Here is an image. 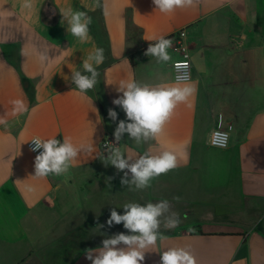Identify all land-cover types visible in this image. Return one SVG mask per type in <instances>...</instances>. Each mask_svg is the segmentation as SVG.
<instances>
[{"label": "crops", "instance_id": "crops-1", "mask_svg": "<svg viewBox=\"0 0 264 264\" xmlns=\"http://www.w3.org/2000/svg\"><path fill=\"white\" fill-rule=\"evenodd\" d=\"M23 2L0 0V264H48L45 252L86 226L127 234L122 224L103 223L111 210L161 200L181 223L161 224L142 264H161L172 247L190 251L197 264H264V0H195L170 14L152 0H34L30 11ZM69 9L92 19L84 43L67 30L62 12ZM160 36L173 40L167 64L145 55ZM179 39L190 47L195 94L155 141L137 145L125 134L117 145L132 156L173 150L178 167L145 190L130 189L101 155L103 139H114L126 119L112 101L122 95L121 81L173 83ZM96 48L105 59L84 99L71 77ZM16 99L26 113L13 115ZM215 128L230 133L228 147L210 144ZM33 137H68L93 150L82 151L64 175L34 178ZM101 246L67 264H91L86 250Z\"/></svg>", "mask_w": 264, "mask_h": 264}, {"label": "clouds", "instance_id": "clouds-1", "mask_svg": "<svg viewBox=\"0 0 264 264\" xmlns=\"http://www.w3.org/2000/svg\"><path fill=\"white\" fill-rule=\"evenodd\" d=\"M155 8L161 13L170 14L176 9L192 7L195 0H152ZM22 7L27 10L34 8V0H24ZM67 22V30L81 43L89 39L92 19L84 11L62 12ZM173 40L160 36L154 44H150L145 55L154 57L158 63L171 61L168 49ZM47 57L41 55V60ZM104 50L96 48L87 59L83 61V71L72 73L71 80L82 98L90 99L87 93L94 90L98 84L100 73L97 66L104 62ZM177 69L173 83H160L157 85L141 84L134 79L121 81L117 91L122 95L113 99L112 103L122 109L126 119L119 120L114 130L115 143H107V155L104 157L105 165H112L118 172H123L121 184L134 190H145L151 187V181L178 167V155L173 150H163L153 153L151 150L142 155H126L117 146L123 136L127 134L137 145L155 141L164 131L167 122L172 118L178 105L186 104L196 92L195 85L190 81L186 69L187 60L174 63ZM13 115H22L28 111L24 100L12 101ZM190 106V105H189ZM112 121H117L118 114L114 109L108 110ZM5 121L0 120V124ZM221 141H213L221 147H226L228 133H215ZM31 151L38 152L34 158V178H46L50 175L61 176L66 174L73 166L82 151L91 152L92 145H75L70 138L63 141L55 137L41 139L34 137ZM130 174V179H129ZM26 191L32 193L35 189L27 186ZM174 199L179 200V197ZM123 214L113 208L107 220L109 227L123 225L125 232L114 234L102 241V246L87 249L86 259L91 264H142L148 249L157 245L160 236V227L163 223L166 229L177 227L181 221L179 214L171 211L168 200L140 204L128 202L123 206ZM100 227H103L101 225ZM161 264H197L196 258L190 251L182 247H172L161 253Z\"/></svg>", "mask_w": 264, "mask_h": 264}, {"label": "rangeland", "instance_id": "rangeland-1", "mask_svg": "<svg viewBox=\"0 0 264 264\" xmlns=\"http://www.w3.org/2000/svg\"><path fill=\"white\" fill-rule=\"evenodd\" d=\"M104 223V222H103ZM114 235L108 228L86 226L78 234L69 235L55 248L45 252L48 264H67L83 249L101 243L105 238Z\"/></svg>", "mask_w": 264, "mask_h": 264}, {"label": "built area", "instance_id": "built-area-1", "mask_svg": "<svg viewBox=\"0 0 264 264\" xmlns=\"http://www.w3.org/2000/svg\"><path fill=\"white\" fill-rule=\"evenodd\" d=\"M177 50H178V52L180 54V58L178 60H176L175 62L187 60L188 67H187L186 71L189 74L190 80H191L192 79V71H193V63H192V59H191L190 47H189L187 42H185L182 39H179L177 41ZM174 63H173V73H174V78H175L176 73H177V69L174 67ZM215 133H228L227 141H226V145H227L226 147H228L229 144H230V133L227 130H224V129H221V128H215V129H213L211 131L210 144L212 146H214V147L226 148V147L219 146V144H214L213 143L214 140L217 141V142L221 141V137L216 136ZM33 138H31L30 141L28 142V149L33 154V156L35 157L38 154V152L31 151V148L33 147V144H32L31 140ZM107 143H115V140L112 137H108V136L103 139V141L101 142V145H100V150H101V155L102 156H106L107 155V150L105 148V145Z\"/></svg>", "mask_w": 264, "mask_h": 264}, {"label": "trees", "instance_id": "trees-1", "mask_svg": "<svg viewBox=\"0 0 264 264\" xmlns=\"http://www.w3.org/2000/svg\"><path fill=\"white\" fill-rule=\"evenodd\" d=\"M128 28L131 29V28H133V26H131V24L129 23ZM147 48H148V47H147ZM147 48L145 49V52H146ZM130 58H131V62H132V64L135 65V62H134L133 57L131 56Z\"/></svg>", "mask_w": 264, "mask_h": 264}, {"label": "water", "instance_id": "water-1", "mask_svg": "<svg viewBox=\"0 0 264 264\" xmlns=\"http://www.w3.org/2000/svg\"><path fill=\"white\" fill-rule=\"evenodd\" d=\"M103 222L107 224V220H103ZM114 225H115V224H114Z\"/></svg>", "mask_w": 264, "mask_h": 264}]
</instances>
